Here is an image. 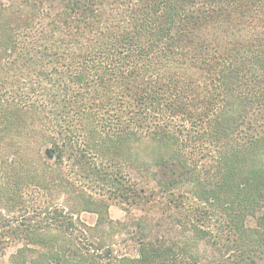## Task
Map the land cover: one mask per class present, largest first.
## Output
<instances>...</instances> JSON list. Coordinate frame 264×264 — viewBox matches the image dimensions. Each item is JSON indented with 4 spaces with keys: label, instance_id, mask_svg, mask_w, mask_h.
I'll return each mask as SVG.
<instances>
[{
    "label": "trees",
    "instance_id": "trees-1",
    "mask_svg": "<svg viewBox=\"0 0 264 264\" xmlns=\"http://www.w3.org/2000/svg\"><path fill=\"white\" fill-rule=\"evenodd\" d=\"M8 254L264 264V0H0Z\"/></svg>",
    "mask_w": 264,
    "mask_h": 264
},
{
    "label": "rangeland",
    "instance_id": "rangeland-1",
    "mask_svg": "<svg viewBox=\"0 0 264 264\" xmlns=\"http://www.w3.org/2000/svg\"><path fill=\"white\" fill-rule=\"evenodd\" d=\"M110 214H111V217L113 219H115V220L123 219L124 216H125V212L123 210H121L116 205H114V206L111 207ZM84 219H86L89 222H94L95 221V216L90 215V214H86V215H84ZM9 255L10 254H8L6 257H4V259L2 260L3 264H12V263H10V260H9L10 257H9Z\"/></svg>",
    "mask_w": 264,
    "mask_h": 264
}]
</instances>
